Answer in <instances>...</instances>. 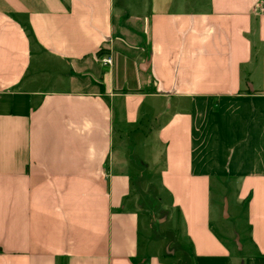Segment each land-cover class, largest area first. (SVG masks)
<instances>
[{"label": "crops", "instance_id": "0c3cea01", "mask_svg": "<svg viewBox=\"0 0 264 264\" xmlns=\"http://www.w3.org/2000/svg\"><path fill=\"white\" fill-rule=\"evenodd\" d=\"M261 2L149 0L133 26L114 0H0V264H171L132 197L158 151L184 263L264 264Z\"/></svg>", "mask_w": 264, "mask_h": 264}, {"label": "rangeland", "instance_id": "374dc122", "mask_svg": "<svg viewBox=\"0 0 264 264\" xmlns=\"http://www.w3.org/2000/svg\"><path fill=\"white\" fill-rule=\"evenodd\" d=\"M205 0H183L186 8L196 6L202 7L201 4ZM115 7L122 9L125 13L129 14V25H144L145 12L148 8L149 0H114ZM138 17V19H137ZM119 18H115V25L119 27ZM119 58L116 56L117 64L119 65ZM118 67V66H117ZM215 110V107L214 109ZM165 118H157L156 123H161ZM144 152V151H143ZM149 158V166L138 163L141 168L149 171L148 176L139 178V182L136 183L135 192H132L133 200L139 202L138 204L146 210L148 220L151 224L152 230L149 231L152 241L156 240L158 244H155V250L158 253L167 251V256L173 255L174 259L171 264H185V251L187 252L188 243L183 233H181V218L178 214L171 215L170 211L165 208L169 201L167 196L161 190L160 185V173L163 167L162 154L160 151L154 154L152 152H146ZM145 170V171H146ZM147 183H149L147 185ZM148 187V188H147ZM234 191L226 183L219 181V179L211 180L210 193H209V215L212 220V227L214 232L220 239L228 242L232 252L236 253L237 246L232 239L233 232L241 225L237 223L233 217V205H234ZM225 199L229 204L230 218H224L226 216ZM168 206V205H167ZM225 210V212H224ZM172 216V217H171ZM232 233V234H231ZM161 239V240H160ZM161 243V244H160ZM235 244V245H234ZM168 248V249H167Z\"/></svg>", "mask_w": 264, "mask_h": 264}, {"label": "built area", "instance_id": "2783aa9c", "mask_svg": "<svg viewBox=\"0 0 264 264\" xmlns=\"http://www.w3.org/2000/svg\"><path fill=\"white\" fill-rule=\"evenodd\" d=\"M258 15H264V2H261L257 8ZM97 62L102 66H111L112 59L111 57H102L97 59Z\"/></svg>", "mask_w": 264, "mask_h": 264}, {"label": "trees", "instance_id": "16d2710c", "mask_svg": "<svg viewBox=\"0 0 264 264\" xmlns=\"http://www.w3.org/2000/svg\"><path fill=\"white\" fill-rule=\"evenodd\" d=\"M105 52H107V51H99V52L97 53L98 57H101L102 55H104Z\"/></svg>", "mask_w": 264, "mask_h": 264}]
</instances>
